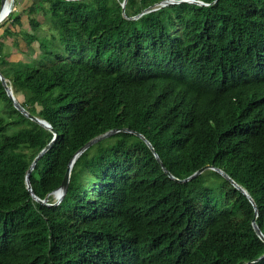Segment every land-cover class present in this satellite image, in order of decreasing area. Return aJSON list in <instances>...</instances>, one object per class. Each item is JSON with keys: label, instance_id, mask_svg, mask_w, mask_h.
<instances>
[{"label": "trees", "instance_id": "obj_1", "mask_svg": "<svg viewBox=\"0 0 264 264\" xmlns=\"http://www.w3.org/2000/svg\"><path fill=\"white\" fill-rule=\"evenodd\" d=\"M49 1V35L31 5L0 39V73L53 130L0 80V264H264V0ZM16 38L39 59L11 61ZM52 141L29 175L41 203L26 178ZM206 166L257 213L217 171L179 182Z\"/></svg>", "mask_w": 264, "mask_h": 264}, {"label": "water", "instance_id": "obj_2", "mask_svg": "<svg viewBox=\"0 0 264 264\" xmlns=\"http://www.w3.org/2000/svg\"><path fill=\"white\" fill-rule=\"evenodd\" d=\"M174 1L175 0H169L167 2H164L162 3L163 6H167V5H170V4H174ZM176 2V1H175ZM184 2H188V3H196V4H199V5H205L204 3L202 2H197L196 0H184ZM5 3H6V0H2V8H1V11H0V23L4 20L5 18V14H4V6H5ZM0 80L2 81L6 91H7V94L8 96L11 98V100L13 101L16 109H18L19 111H21L24 115H26L27 117H29L31 120L35 121L36 123H38L39 125H41L42 127L46 128V129H49V130H52V126L47 122V121H44L38 117H35V116H32L30 114H28V112L20 105V103L17 101L16 97L14 96V93H13V90L11 89V87L8 85V82L7 80L2 76V74L0 73ZM53 131V130H52ZM119 131H111V132H108L102 136H99L97 138H95L94 140L90 141L76 156L75 158L71 161L70 165H69V168L67 170V173H66V176H65V179H64V182L61 186V188H59L55 193H54V196L56 198V205H59L66 192H67V189H68V186H69V181H70V175H71V171H72V167L75 163V161L77 160V158L85 151L87 150L88 148H90L91 146L95 145L96 143H98L99 141L103 140V139H106L108 137H111L112 135H115L116 133H118ZM124 132H129V130H124ZM138 137H140L142 140H144L146 142V144L150 147V149L153 151V153H155V150L154 148L152 147V145L150 144L149 141L146 140V138L144 136H142L141 134L139 133H135ZM55 138H57V134L55 132ZM55 140V139H54ZM53 140V141H54ZM53 141L51 142V144L49 146H47L44 151L41 152V154L34 160L29 172H28V176H27V187H28V190L30 192H32V187H31V183H30V179H29V175L31 174V172L33 171V169L35 168L36 164L38 163L39 159L50 149L51 145L53 144ZM156 155V153H155ZM156 158L158 160V162L160 163L161 166H163L160 158L158 157V155H156ZM207 170H214V171H217L218 173H220L225 179L229 180L240 192H242L249 200L250 202L254 205L255 209H256V206L252 200V198L250 197V195L248 194V192L242 188L240 185H238L234 180H232L226 173H224L222 170L220 169H214L213 167H210V166H206L204 167L203 169H201L200 171L196 172L193 176H191L190 178L186 179V180H183V181H179L181 183H184V182H188L190 181L191 179L193 178H196L197 176H199L200 174L204 173L205 171ZM164 171L167 173L168 176H170L171 178H174L167 170L164 169ZM32 195H33V198L36 199L37 201L41 202V203H45L47 200L45 201H41L39 198H37L33 192H32ZM256 213H257V209H256ZM253 227H254V230L256 231L258 237L260 239H262L264 241V235L262 234L261 230L258 228L257 224H256V219L253 220Z\"/></svg>", "mask_w": 264, "mask_h": 264}, {"label": "rangeland", "instance_id": "obj_3", "mask_svg": "<svg viewBox=\"0 0 264 264\" xmlns=\"http://www.w3.org/2000/svg\"><path fill=\"white\" fill-rule=\"evenodd\" d=\"M174 3H177L174 1ZM7 5L11 8V10H14V16H19L21 17V22H22V28L26 31H29V22H28V13L27 9L31 6L34 5L36 7V18L41 22L44 31L41 33V35H49L51 33L53 26V20L52 17L50 16V1L49 0H8ZM12 12V11H11ZM7 19V18H6ZM6 19L0 23V39L7 41L10 45L13 43V40L8 39L6 36H4V31L6 27H11L13 30L20 31L21 29L18 26L12 27L11 21H6ZM171 35L173 36H181L182 33V28L179 26L174 27L170 31ZM19 41L20 44V50L21 52L15 53L11 56V61H29L31 56L32 59H35L36 61L39 59L38 58V45L35 44L29 49H26V45L24 42L21 40V38H16ZM57 44L60 46L59 41ZM74 44V39L73 37L68 34L65 37V40L62 42L61 46L62 50V61H73L74 60V55L72 54V45ZM54 62V60H53ZM48 63L47 65L52 64ZM20 100L22 101L23 98L19 96Z\"/></svg>", "mask_w": 264, "mask_h": 264}, {"label": "bare ground", "instance_id": "obj_4", "mask_svg": "<svg viewBox=\"0 0 264 264\" xmlns=\"http://www.w3.org/2000/svg\"><path fill=\"white\" fill-rule=\"evenodd\" d=\"M7 1H8V0H6L5 6H4V8H3V10H4V14H5V18H4V20L9 16V14H10L11 11H12L11 8L7 5ZM4 20H3V21H4ZM3 21H2V22H3ZM2 22H1V23H2Z\"/></svg>", "mask_w": 264, "mask_h": 264}, {"label": "clouds", "instance_id": "obj_5", "mask_svg": "<svg viewBox=\"0 0 264 264\" xmlns=\"http://www.w3.org/2000/svg\"><path fill=\"white\" fill-rule=\"evenodd\" d=\"M55 197V196H54ZM56 199V198H55Z\"/></svg>", "mask_w": 264, "mask_h": 264}]
</instances>
